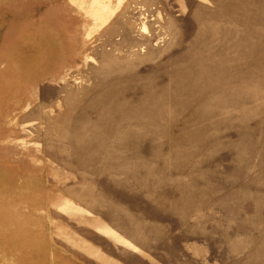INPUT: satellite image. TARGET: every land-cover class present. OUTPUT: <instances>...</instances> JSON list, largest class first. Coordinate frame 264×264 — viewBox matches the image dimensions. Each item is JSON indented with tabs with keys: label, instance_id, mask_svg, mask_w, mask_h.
I'll list each match as a JSON object with an SVG mask.
<instances>
[{
	"label": "rangeland",
	"instance_id": "rangeland-1",
	"mask_svg": "<svg viewBox=\"0 0 264 264\" xmlns=\"http://www.w3.org/2000/svg\"><path fill=\"white\" fill-rule=\"evenodd\" d=\"M0 264H264V0H0Z\"/></svg>",
	"mask_w": 264,
	"mask_h": 264
},
{
	"label": "bare ground",
	"instance_id": "bare-ground-1",
	"mask_svg": "<svg viewBox=\"0 0 264 264\" xmlns=\"http://www.w3.org/2000/svg\"><path fill=\"white\" fill-rule=\"evenodd\" d=\"M145 30H146V28H145ZM113 99V98H112ZM143 99H145V97H143ZM142 99V100H143ZM119 100V99H118ZM145 101V102H144ZM144 101H142V102H144V104L142 103V105H140L139 104V102L140 101H138V104H139V108H140V106H141V108L143 107V109H140V110H134V109H132V108H128V110H126V111H124V113L123 114H121L118 118H117V120L119 121V126L118 127H116L115 129L113 128H111L113 131H111L110 132V134L109 135H111V137L112 138H114L116 141H118V144L120 145L121 144V146H122V148H124L126 151L129 149L130 150V152L132 151V153H131V155L132 156H138L139 155V151L137 152L136 150H135V147H136V143H137V141L135 140V138L133 137V135H132V130H131V128L132 127H136V126H139L140 128H144V126H146V124L145 123H143L144 121H141V120H139L138 119V112L139 111H142V114H144V112H145V114H147V116H149V112L150 111H147V110H145V107H146V105L148 104V103H150V102H158L156 99H154L153 98V96L150 94H148L147 95V97H146V99L144 100ZM160 102V101H159ZM119 102H115L114 101V103H113V105H112V110H113V112H116V111H119V110H121L120 108H119V104H118ZM131 106V105H130ZM136 106H138L137 104H136ZM121 111H123V110H121ZM111 112V111H110ZM112 112V113H113ZM113 114H115V113H113ZM116 117V116H115ZM115 117H113V118H115ZM151 119H152V122L153 123H157V116L156 115H154V113H151V117H150ZM138 119V120H137ZM116 120V121H117ZM105 120L104 119H102V120H100V122L101 123H103ZM114 121H115V119H114ZM142 122L141 123V126L140 125H138L137 123H139V122ZM111 123V122H110ZM136 123V124H135ZM109 125V124H108ZM113 126V125H112ZM106 128H108V129H110L109 128V126H106ZM105 130V129H104ZM107 130V129H106ZM107 132H108V130H107ZM106 132V133H107ZM100 134V133H99ZM110 137V138H111ZM100 138L101 139H104L105 137L104 136H100ZM107 138V137H106ZM95 139V138H94ZM97 139V138H96ZM92 140V139H91ZM96 142V141H95ZM97 143H98V140H97ZM115 143V142H114ZM92 144V143H91ZM99 144V143H98ZM90 145V144H89ZM94 145V144H93ZM103 144L102 143H100V146H102ZM77 146H78V144H77ZM96 146H97V144H96ZM139 146V145H138ZM91 147V146H90ZM80 148H81V146H80ZM138 148V147H137ZM136 148V149H137ZM92 150H94L93 148H91ZM86 150V149H85ZM108 150V149H107ZM110 150V149H109ZM84 151V150H83ZM101 151H102V149H101ZM112 151V150H111ZM103 152V151H102ZM129 152V151H128ZM87 153H88V151H87ZM110 153V152H109ZM120 154H122V153H119V154H117V153H114L113 155H115V156H120ZM128 155V154H127ZM98 156V155H97ZM124 155L122 154V157H123ZM92 157V156H91ZM114 157V156H113ZM108 159H109V157H108ZM119 159V158H118ZM148 186V185H147Z\"/></svg>",
	"mask_w": 264,
	"mask_h": 264
},
{
	"label": "crops",
	"instance_id": "crops-1",
	"mask_svg": "<svg viewBox=\"0 0 264 264\" xmlns=\"http://www.w3.org/2000/svg\"><path fill=\"white\" fill-rule=\"evenodd\" d=\"M70 10L71 7L67 5L61 14H47L53 16L56 20H60V25L66 29L68 36L70 35V39H68L69 46L61 47L60 50H62V54L56 56L55 59H57V62L55 63V66L64 64L68 66L73 65V61L79 56V41L76 36L82 32L81 22L78 14H74Z\"/></svg>",
	"mask_w": 264,
	"mask_h": 264
}]
</instances>
